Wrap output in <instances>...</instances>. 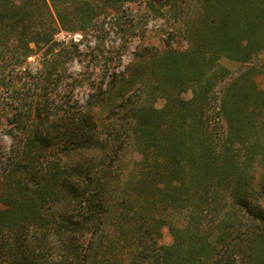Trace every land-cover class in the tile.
I'll list each match as a JSON object with an SVG mask.
<instances>
[{
	"label": "trees",
	"instance_id": "1",
	"mask_svg": "<svg viewBox=\"0 0 264 264\" xmlns=\"http://www.w3.org/2000/svg\"><path fill=\"white\" fill-rule=\"evenodd\" d=\"M261 56L264 0H0V264H264Z\"/></svg>",
	"mask_w": 264,
	"mask_h": 264
},
{
	"label": "rangeland",
	"instance_id": "2",
	"mask_svg": "<svg viewBox=\"0 0 264 264\" xmlns=\"http://www.w3.org/2000/svg\"><path fill=\"white\" fill-rule=\"evenodd\" d=\"M124 9H128L129 13H136L137 11H141L143 9L142 5H125ZM147 20V19H146ZM112 21L109 23L111 24ZM111 25H108L110 27ZM169 25L166 23L163 19L160 18H149L147 20V26H146V31L147 34L145 36V40L143 43L140 42L138 37H133L129 39V41L126 44V48L122 49V55H123V61L122 65H127L129 62L132 61L134 54L137 52V48L139 46H145V45H158L163 47V45H168L169 47H183L185 44L179 43L176 39H170L168 37L167 31L169 30ZM72 37H75V39H81V35L77 33L76 35H71L66 32H62L59 35H57V39L59 41H67L71 39ZM93 36L89 35L87 39H84L83 43H81V50L82 52L87 50V46H93ZM107 43L108 45H114V46H119L122 45L123 39L120 36L119 32L116 31H111L107 37ZM31 61V59H30ZM264 62V56H261L257 58L252 64L259 66ZM223 64L228 67L231 70V76L230 77H235L238 73H241L244 70H247L251 65L247 64H239V63H234L230 62L227 60L223 61ZM86 65H88L87 70L90 72H96L95 67H93V62H88L86 61ZM94 68V70H93ZM81 71H83V67L81 62L79 61H74L71 64H68L65 66V73L69 76L76 77L77 75L81 74ZM229 81V80H228ZM228 81L226 83H228ZM255 81L258 85V87L262 90H264V73H261L255 77ZM221 86H219L220 88ZM192 94L189 92L185 94L186 98H191ZM74 98L78 100L82 104H86L87 101V88L85 86H80L75 88L74 91ZM164 105L163 100H159L157 102L158 107H162ZM98 109H94V113L98 116L100 115V112H98ZM8 141H0V145H6ZM7 147V146H6ZM173 241L172 235L168 229V227H164L162 229V238H161V243L163 245H170Z\"/></svg>",
	"mask_w": 264,
	"mask_h": 264
}]
</instances>
